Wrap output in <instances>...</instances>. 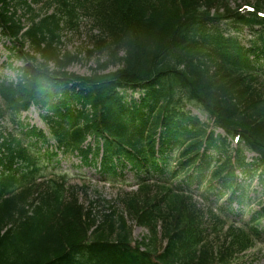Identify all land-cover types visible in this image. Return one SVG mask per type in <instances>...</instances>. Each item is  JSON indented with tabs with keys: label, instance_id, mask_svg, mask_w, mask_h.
<instances>
[{
	"label": "trees",
	"instance_id": "trees-1",
	"mask_svg": "<svg viewBox=\"0 0 264 264\" xmlns=\"http://www.w3.org/2000/svg\"><path fill=\"white\" fill-rule=\"evenodd\" d=\"M57 1L43 15L0 0V29L23 61L15 79L0 78V120L14 125L0 130V264H232L264 239V18L240 13L238 0ZM81 12L98 30L90 76L66 71L75 56L58 45ZM33 105L66 151L92 162L102 147L110 177L130 164L144 196H125L123 212L147 236L133 245L122 213L99 217L65 175L45 179L53 156L24 142L49 138L20 120ZM88 136L95 149L82 147ZM202 188L205 210L194 200Z\"/></svg>",
	"mask_w": 264,
	"mask_h": 264
},
{
	"label": "rangeland",
	"instance_id": "rangeland-1",
	"mask_svg": "<svg viewBox=\"0 0 264 264\" xmlns=\"http://www.w3.org/2000/svg\"><path fill=\"white\" fill-rule=\"evenodd\" d=\"M240 2V0H238ZM231 3L234 5L237 3V0H232ZM35 13H43L48 8L57 9V2L54 0L52 3H34ZM25 18V22L28 25L30 23L29 17ZM91 22L88 18H84L80 20L79 26L76 27H68L62 32L60 50L62 54L67 52L71 54H78L79 59L71 64L68 67L69 72H74L80 75H91L94 68L97 67V62L99 61V55L95 54L92 56L89 50L93 47L91 45V35L96 30H92ZM245 40L250 39L249 32L246 29L243 33ZM6 40L3 38L0 32V76H8L10 78L15 77L14 68L21 65L20 61L15 58H10V54L6 49ZM12 64V67H10ZM194 113H199L197 110L193 109ZM31 122L44 127L42 121L39 118L37 111H31ZM201 118L205 119V116L199 113ZM66 162L63 165V168L68 171L67 179L70 184L75 186H87V194L81 196L82 201L88 202V200H96L94 202V212L99 215V217L103 216L104 213L110 211H116L118 213H122L123 203L121 201L122 194L124 191H136V187L133 186L132 180H135L131 173L127 174L128 181L127 182H106L100 179L99 176L107 177L106 173L104 175L98 174L95 170L88 166H81V160L76 157L71 156L70 154L64 155ZM79 164H77V163ZM76 166V167H74ZM199 204V203H198ZM204 210L206 206L202 203L199 204ZM258 205L254 204L251 208H247L244 211V218L248 219L249 212L255 210ZM128 219V225L132 226V239L140 240L143 235L147 233V231L141 227L136 225L133 221H131L128 215H125ZM240 264H264V243L256 245L254 248L248 250L245 254L241 255L238 259Z\"/></svg>",
	"mask_w": 264,
	"mask_h": 264
}]
</instances>
